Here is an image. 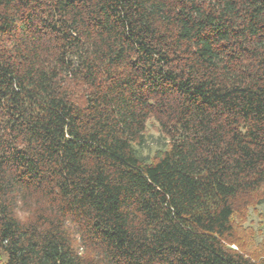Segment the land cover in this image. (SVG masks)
Segmentation results:
<instances>
[{"label": "trees", "instance_id": "trees-1", "mask_svg": "<svg viewBox=\"0 0 264 264\" xmlns=\"http://www.w3.org/2000/svg\"><path fill=\"white\" fill-rule=\"evenodd\" d=\"M263 201L264 0H0V264H264Z\"/></svg>", "mask_w": 264, "mask_h": 264}, {"label": "rangeland", "instance_id": "rangeland-1", "mask_svg": "<svg viewBox=\"0 0 264 264\" xmlns=\"http://www.w3.org/2000/svg\"><path fill=\"white\" fill-rule=\"evenodd\" d=\"M150 131L152 137L148 144L140 150L142 154L152 156L157 149L161 148L162 142L153 129H150ZM242 226L250 228L254 232L255 242L253 241L252 245L259 249L264 236V201L248 209L247 218L242 223Z\"/></svg>", "mask_w": 264, "mask_h": 264}]
</instances>
